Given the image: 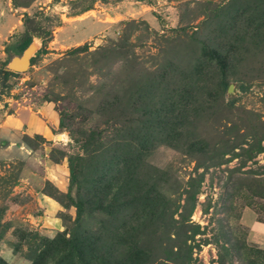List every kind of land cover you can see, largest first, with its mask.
Returning a JSON list of instances; mask_svg holds the SVG:
<instances>
[{"label":"rangeland","instance_id":"obj_1","mask_svg":"<svg viewBox=\"0 0 264 264\" xmlns=\"http://www.w3.org/2000/svg\"><path fill=\"white\" fill-rule=\"evenodd\" d=\"M25 15L60 25L0 77V264H263L264 0H0V69Z\"/></svg>","mask_w":264,"mask_h":264},{"label":"trees","instance_id":"obj_2","mask_svg":"<svg viewBox=\"0 0 264 264\" xmlns=\"http://www.w3.org/2000/svg\"><path fill=\"white\" fill-rule=\"evenodd\" d=\"M39 18V15L35 16H26L24 19V26H25V37L22 41V43L19 45L18 54H21L23 50L32 42L34 36L42 37V43L43 47L40 49V51L44 50L47 40L50 39L53 36V30L60 25V21H52L49 24L43 23ZM39 51V52H40ZM13 57V55H12ZM36 56L32 58V63L34 62ZM10 61V60H9ZM0 74H3L2 79L9 80L11 77L17 76L18 73L11 71L7 68L0 69ZM69 162V172H70V180L71 182L77 181V166H78V157L75 156H69L68 157ZM196 198L195 192L193 191L190 199ZM260 221H263V219H260Z\"/></svg>","mask_w":264,"mask_h":264},{"label":"water","instance_id":"obj_3","mask_svg":"<svg viewBox=\"0 0 264 264\" xmlns=\"http://www.w3.org/2000/svg\"><path fill=\"white\" fill-rule=\"evenodd\" d=\"M39 41L33 38L32 42L23 50V52L19 55L13 56L8 64V68L11 71L16 73L27 71L32 65V58L40 51L41 43H39V47H35V43ZM43 46V43H42ZM232 85H230L231 88Z\"/></svg>","mask_w":264,"mask_h":264},{"label":"crops","instance_id":"obj_4","mask_svg":"<svg viewBox=\"0 0 264 264\" xmlns=\"http://www.w3.org/2000/svg\"><path fill=\"white\" fill-rule=\"evenodd\" d=\"M242 219L249 227V241L257 244L264 250V222L258 219L254 211L248 209L244 211Z\"/></svg>","mask_w":264,"mask_h":264},{"label":"bare ground","instance_id":"obj_5","mask_svg":"<svg viewBox=\"0 0 264 264\" xmlns=\"http://www.w3.org/2000/svg\"><path fill=\"white\" fill-rule=\"evenodd\" d=\"M35 45H36L35 47H39L40 44L38 42H36Z\"/></svg>","mask_w":264,"mask_h":264}]
</instances>
